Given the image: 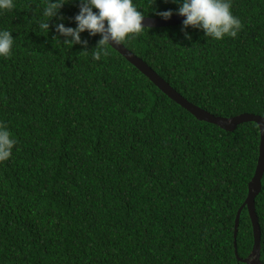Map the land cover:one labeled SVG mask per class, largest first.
<instances>
[{
    "label": "trees",
    "instance_id": "16d2710c",
    "mask_svg": "<svg viewBox=\"0 0 264 264\" xmlns=\"http://www.w3.org/2000/svg\"><path fill=\"white\" fill-rule=\"evenodd\" d=\"M134 2L148 18L177 14L172 0ZM36 3L0 12L15 38L0 57V120L17 140L0 162V264H245L235 219L258 164V125L197 120L111 46L94 60L100 34L81 33L89 52L54 40L57 18L41 34ZM78 3L61 8L66 26ZM232 9L243 24L236 37L179 24L122 45L212 115L264 118V0H232ZM261 183L264 264V174ZM253 244L245 207L238 256Z\"/></svg>",
    "mask_w": 264,
    "mask_h": 264
},
{
    "label": "clouds",
    "instance_id": "9594fccd",
    "mask_svg": "<svg viewBox=\"0 0 264 264\" xmlns=\"http://www.w3.org/2000/svg\"><path fill=\"white\" fill-rule=\"evenodd\" d=\"M74 0H37L34 9L35 24L47 35L50 31V21L57 18L55 30L58 40L63 45L81 44L86 50L88 41L82 39L81 33L87 31L89 35L100 34L96 46L90 51L94 60H100L110 53V46L115 47L136 38L147 27L142 21L145 14L134 0H79V11L74 16L75 27L66 26L65 19L60 12L66 3ZM155 0H153V3ZM178 5L175 12L182 15L184 29L189 26L202 29L204 35L215 40L225 36L236 37L243 27L242 21L232 9V0H172ZM152 3V4H153ZM16 7V0H0V12L12 11ZM94 9L98 11H94ZM158 15L169 19L173 10H157ZM12 30L0 27V57L7 58L12 54L15 38ZM190 39V34L185 32ZM61 37L63 40L61 41ZM16 138L11 133L7 123L0 120V162L8 160L12 154Z\"/></svg>",
    "mask_w": 264,
    "mask_h": 264
},
{
    "label": "water",
    "instance_id": "95a60500",
    "mask_svg": "<svg viewBox=\"0 0 264 264\" xmlns=\"http://www.w3.org/2000/svg\"><path fill=\"white\" fill-rule=\"evenodd\" d=\"M185 17L180 14H174L169 19L164 18H148L145 17L142 23L145 27H170L182 24ZM119 52L129 63L142 72L161 92L167 95L170 99L187 110L197 120L214 124L226 131H233L239 124L246 122H254L260 129L261 141L259 147V158L256 167L255 174L249 183V191L247 198L241 208L238 210L235 219L234 230V247L236 257L240 262L245 264H263L261 262V229L259 224V218L256 213L255 199L262 190V178L264 174V118L253 114H243L232 119H226L223 117H217L209 113L208 111L192 104L183 96H181L176 90H174L165 80H163L155 71H153L143 60L135 56L125 46L116 45L112 47ZM247 208L249 217L252 223L254 244L252 251L248 258L241 259L237 253L236 237L238 233V227L240 222V215L243 208Z\"/></svg>",
    "mask_w": 264,
    "mask_h": 264
}]
</instances>
